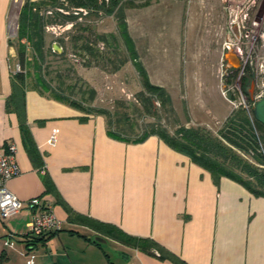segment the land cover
Masks as SVG:
<instances>
[{
	"label": "crops",
	"instance_id": "obj_1",
	"mask_svg": "<svg viewBox=\"0 0 264 264\" xmlns=\"http://www.w3.org/2000/svg\"><path fill=\"white\" fill-rule=\"evenodd\" d=\"M19 1L0 0V149L17 145L22 172L8 187L25 204L9 218L0 215V264H264V195L216 178L158 134L139 142L114 138L104 115L27 80L25 123L39 151L30 156L11 103ZM127 23L135 41L129 13ZM43 205L62 227L32 239L30 223Z\"/></svg>",
	"mask_w": 264,
	"mask_h": 264
},
{
	"label": "rangeland",
	"instance_id": "obj_2",
	"mask_svg": "<svg viewBox=\"0 0 264 264\" xmlns=\"http://www.w3.org/2000/svg\"><path fill=\"white\" fill-rule=\"evenodd\" d=\"M65 4L68 9L51 5L41 8L44 58L26 37L23 67L17 54L18 9H22L23 2L16 3L18 28L14 22L11 41L14 70L20 64L30 84L47 85L85 108L108 110L115 123L132 127L134 133L150 127L174 133L184 125L203 127L218 135L229 130V119L236 113L246 110L252 117L253 103L264 96V0H252L251 33L244 29L237 34L230 22L237 4L227 7L224 0H120L112 14L82 11L72 22L55 13L78 12L68 2ZM121 9L127 30L128 13L132 18L136 43L132 40L141 60L135 59L123 34ZM244 11L239 15L245 17L248 11ZM239 15L234 13L232 17ZM127 33L131 37L129 30ZM54 43L62 46L61 53L54 51ZM226 53L238 54L241 65L229 62ZM136 61L143 63L150 81L170 93L173 110L155 100V113L145 111L139 96L141 92L149 93ZM246 157L252 160V155Z\"/></svg>",
	"mask_w": 264,
	"mask_h": 264
},
{
	"label": "trees",
	"instance_id": "obj_3",
	"mask_svg": "<svg viewBox=\"0 0 264 264\" xmlns=\"http://www.w3.org/2000/svg\"><path fill=\"white\" fill-rule=\"evenodd\" d=\"M66 2L70 4V7L77 8L78 12L62 13L60 10H56L55 13L61 16L64 21L72 22L78 18V15L82 11H87L86 14L93 12L96 14L101 12L112 14L118 8L120 0H25L19 16L18 38L20 45L17 50L19 62L23 67L26 64L27 58L26 47L23 43L26 37H29L32 41L36 53L44 58L45 40L43 31L45 21L41 14V8L51 5L58 9H68V6L65 4ZM119 18L130 51L135 59H137L139 58L138 52L132 38L128 36L127 24L122 9L119 11ZM136 66L149 93L141 92L139 96L145 111L147 113H155V109L152 108V106L156 108L154 104L155 100L160 101L162 105H168L170 110H173L174 107L170 93L163 86L150 81L147 70L141 61H136ZM13 76L16 94L12 97L11 103L14 104L15 109L21 117L22 130L28 142V152L33 159H37L39 151L27 129L22 102L23 88L27 83L28 74L21 68L20 71H15ZM32 85L44 92L51 93L59 99L71 102L86 113L107 115L108 133L114 138L139 142L151 134H158L174 149L189 155L192 160L210 170L216 178L221 176L233 178L244 184L253 193L264 195V166H262L264 165V124L256 120L254 114L251 117L250 111L243 110L231 116L229 119L231 124L229 130L222 131L218 135L203 127H187L184 125L179 126L174 133L157 127L146 128L140 133H134L132 127L115 123L111 112L104 108H85L81 104H78L76 100L63 95L62 92L50 90L47 85L39 86L33 83ZM94 96L95 91H92L91 98L94 99ZM254 129L259 130L261 134L257 135ZM248 154L252 155V160L246 157ZM96 225L107 233L120 236L118 230L112 226L99 224L98 222H96Z\"/></svg>",
	"mask_w": 264,
	"mask_h": 264
},
{
	"label": "built area",
	"instance_id": "obj_4",
	"mask_svg": "<svg viewBox=\"0 0 264 264\" xmlns=\"http://www.w3.org/2000/svg\"><path fill=\"white\" fill-rule=\"evenodd\" d=\"M21 65H17L14 71H20ZM22 172L17 159V145L14 142L8 144L6 150L0 149V215L2 218H9L18 213L24 206L22 201L9 187L8 182ZM30 201L29 204H34ZM41 211L30 223L28 236L32 239L46 236L49 233L61 229V221L56 216L51 206L43 205Z\"/></svg>",
	"mask_w": 264,
	"mask_h": 264
},
{
	"label": "flooded vegetation",
	"instance_id": "obj_5",
	"mask_svg": "<svg viewBox=\"0 0 264 264\" xmlns=\"http://www.w3.org/2000/svg\"><path fill=\"white\" fill-rule=\"evenodd\" d=\"M227 3V7L230 5L237 4L238 9L232 8L233 10L231 11V18L230 22L234 23L233 25V30L234 33L237 34L238 31L247 29L250 33L252 31V0H224V4ZM244 5V9L248 11L245 17L243 15H239L241 11H244V9L240 10L239 7ZM226 7V6H225ZM233 12V13H232ZM237 13L238 16L232 17V14ZM245 14V11L243 12ZM251 15V16H250ZM237 32V33H236ZM248 37V35H247ZM239 42L241 41L240 38H238ZM242 77H240V83H242ZM252 98V97H251Z\"/></svg>",
	"mask_w": 264,
	"mask_h": 264
},
{
	"label": "water",
	"instance_id": "obj_6",
	"mask_svg": "<svg viewBox=\"0 0 264 264\" xmlns=\"http://www.w3.org/2000/svg\"><path fill=\"white\" fill-rule=\"evenodd\" d=\"M20 10H21V8L18 9V13H20ZM14 22H15L16 29H17L18 28L17 17H16V20ZM53 49L57 53H61L62 50H63L62 46L60 44H58V43H54L53 44ZM225 57H226V59L229 62L233 61L234 63H237V64L241 65V57L238 54H236V53H226ZM253 114H254V117L256 118V120H258V121H260L261 123L264 124V96L259 98V99H257L253 103ZM95 239L97 241H99V242H106V239H104L103 237H101L99 235L96 236Z\"/></svg>",
	"mask_w": 264,
	"mask_h": 264
}]
</instances>
